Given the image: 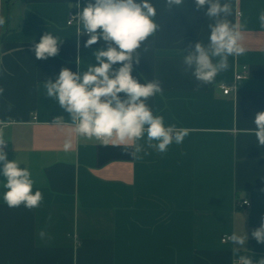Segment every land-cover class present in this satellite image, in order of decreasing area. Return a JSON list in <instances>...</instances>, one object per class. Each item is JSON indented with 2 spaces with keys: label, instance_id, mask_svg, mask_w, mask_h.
I'll use <instances>...</instances> for the list:
<instances>
[{
  "label": "crops",
  "instance_id": "0c3cea01",
  "mask_svg": "<svg viewBox=\"0 0 264 264\" xmlns=\"http://www.w3.org/2000/svg\"><path fill=\"white\" fill-rule=\"evenodd\" d=\"M151 2L159 29L138 50L132 75L141 83L159 80L162 92L149 107L165 126L190 133L165 153L145 137L133 157L78 137L69 115L46 98L47 79L63 67L86 71L93 52L105 47L100 41L85 48L88 36L78 34L76 20L66 24L67 12H78L85 0H0L5 151L29 169L33 191L43 196L31 210L10 208L0 182V264H235L242 255L264 257V244L251 235L264 217V146L247 131L264 111V0H231L228 19L243 25L247 51L229 57V69L210 84L181 63L190 45L208 43V6L197 11L194 0H185L167 11L165 0ZM46 32L63 42L57 56L37 60L32 48ZM222 84L233 88L225 94ZM233 234H246V244L235 245Z\"/></svg>",
  "mask_w": 264,
  "mask_h": 264
},
{
  "label": "clouds",
  "instance_id": "9594fccd",
  "mask_svg": "<svg viewBox=\"0 0 264 264\" xmlns=\"http://www.w3.org/2000/svg\"><path fill=\"white\" fill-rule=\"evenodd\" d=\"M194 2L197 11L208 6L204 15L212 21L208 24L210 34L207 44L199 40L183 51L181 63L183 71L190 72L197 82L210 84L229 69V57L246 53L242 43L243 25L228 19L233 15L231 0ZM184 4L185 0H165L167 11L174 5ZM84 5L69 22L75 19L78 34L88 36L85 48L100 41L105 47L93 52L95 63L87 66L86 71L63 67L54 79H47L43 85L46 98L55 100L69 115L70 128L78 137L98 141L104 146L122 147L133 157L142 152L143 146L138 141L145 137L148 146L159 153H165L173 143L182 144L190 129L165 126L164 117L154 115L147 103L149 98L162 92L159 80L141 83L132 75L134 65L141 59L138 50L159 29L156 6L151 0H85ZM5 23V17L0 16V28ZM259 23L264 27V13L260 14ZM62 42L46 32L32 51L37 60H46L59 54ZM3 93L4 89L0 87V95ZM56 123L62 124V119L58 117ZM253 123L256 127L247 131L255 135L258 145L264 146V111L254 115ZM8 143L0 126V176L3 177L0 182L6 190L3 199L10 208L23 205L31 210L40 205L42 192L33 191L35 182L26 166L21 167L15 159L8 160L5 151ZM70 147L71 141H66L65 150ZM251 235L257 243L264 244V217ZM247 239L246 234L231 236L232 242L241 247ZM235 264H264V257L254 261L252 257L242 255Z\"/></svg>",
  "mask_w": 264,
  "mask_h": 264
},
{
  "label": "built area",
  "instance_id": "2783aa9c",
  "mask_svg": "<svg viewBox=\"0 0 264 264\" xmlns=\"http://www.w3.org/2000/svg\"><path fill=\"white\" fill-rule=\"evenodd\" d=\"M76 12L73 11V10H69L67 12V18H66V24L67 25H73V23L75 22V19H71V23L69 22L70 21V18L72 17V15H74ZM243 77V74H236L235 76V80L237 79H240ZM221 88H222V91L223 93H228L229 91H231V89L233 88V84L232 85H227V84H222L221 85ZM239 205L241 206H249L250 202L248 200H242L238 203ZM230 239V236L229 235H226V236H223L221 238L222 241H225V240H228Z\"/></svg>",
  "mask_w": 264,
  "mask_h": 264
}]
</instances>
